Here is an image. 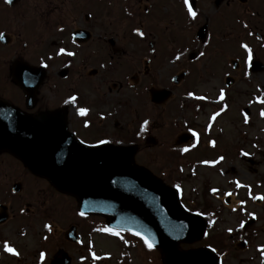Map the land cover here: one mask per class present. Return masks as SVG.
<instances>
[{
	"label": "flooded vegetation",
	"instance_id": "af4514ba",
	"mask_svg": "<svg viewBox=\"0 0 264 264\" xmlns=\"http://www.w3.org/2000/svg\"><path fill=\"white\" fill-rule=\"evenodd\" d=\"M117 1L112 0V8H102L98 15L93 10V3L86 6L82 4L84 0H10L7 3L0 0V33H3V39H0V112L6 119H12L8 111L19 110L36 117L44 112L61 111L68 131L76 140L89 146L98 145L101 140L132 145L136 164L149 169L167 183L170 182L167 170L166 174L159 172L161 167L167 169V160L152 159L151 155L166 152L168 138L151 134L154 116L146 108L151 104L150 90L166 88V84L161 83L166 80V75L161 73L165 69V55L162 53L158 59L149 55L145 57L147 49H127L112 36L92 32V24L114 19L108 15ZM213 4L215 8L240 9L242 32L237 34L240 40L234 39L231 43L232 55L225 62L212 65V68L206 66L205 73L202 67L198 70L197 66H192L194 73L201 72L198 77H193L191 67H186L183 79L172 85L170 91H175L176 101L183 111L178 110L180 113L190 112V123L185 126L186 129L176 131L169 138L173 139L174 156L179 158L193 154L192 157L196 158L189 167L192 171L195 168L198 171L200 161L209 162L204 167L201 196L212 195L221 199L231 194L246 205L253 201L261 206L257 211L249 208L233 211L241 214L240 223L246 216L251 218L248 224L231 228L230 232L227 231L229 228L217 231L216 222L222 218V209L206 212L210 209L206 203L202 208L194 207L193 210L205 219L206 234L201 240L180 243L179 248L193 250L210 247L220 257L219 264H253L254 258L260 256V250H264V241L257 244L252 241L256 233L264 235V199L261 198L264 197V116L261 115L264 112V0H213ZM125 10L128 12L127 8ZM68 24L75 26L65 29ZM53 25L58 27L50 35ZM215 28L218 31L222 29ZM211 29L207 30L206 37L217 35L218 32ZM56 36L58 40L54 39ZM241 44L246 48H242ZM40 47L45 48L44 53L38 52ZM61 48L65 51L57 55ZM68 52L74 55L69 56ZM189 56L193 57V54ZM45 57L49 61L59 58L62 66L51 76L47 68L45 78L34 87L28 99L26 91L13 78H19L25 68L28 84L37 80L38 74L32 73L35 71L32 67L43 64L49 67ZM48 76L53 78L51 82L46 81ZM202 85L207 89H202ZM221 90L224 93L222 99L219 98ZM54 91L56 95L53 96ZM189 92L193 95L189 96ZM112 93L115 94L114 99L109 97ZM73 95L76 100H69ZM97 99H101V103ZM124 104L129 106L124 107ZM81 107L86 109L82 115L76 111ZM221 108L225 110L220 112ZM214 113L219 115L213 118ZM156 117L163 119L162 115L156 114ZM145 120L148 123L141 130ZM28 127L50 135V117L32 121ZM163 128H166L165 124ZM176 136L186 141L177 144ZM30 141L32 147H39L38 138L21 140L27 147ZM47 149L50 150V137ZM198 149H206L200 158L194 152ZM140 153L145 156L143 162L137 160ZM49 157L50 154L47 160L40 158L38 163L47 162L50 166ZM7 170L16 173L8 181ZM185 179L183 175L176 178L180 191H183ZM50 188L49 178L33 172L8 151H0V264H50V256L54 252H50ZM7 199L11 202L15 200L18 212L12 209L10 202H6ZM81 216L87 224L92 222L91 228L88 224L89 229L82 230L83 221L68 222L66 232L60 233L65 244L71 242L68 237H76L70 235V230L75 234L77 232L84 244H87L84 240L92 238L94 241L95 234L116 238L114 233L117 231L103 233L100 230L103 227L101 216ZM45 224L49 228H45ZM217 233L221 238L218 241ZM233 234L239 238L233 240ZM226 235L231 240H227ZM5 242L16 255L4 251ZM42 243L48 246L43 258L40 256V251L44 250ZM79 260L85 261L86 258L80 256ZM95 260L103 261V258L99 256Z\"/></svg>",
	"mask_w": 264,
	"mask_h": 264
},
{
	"label": "rangeland",
	"instance_id": "374dc122",
	"mask_svg": "<svg viewBox=\"0 0 264 264\" xmlns=\"http://www.w3.org/2000/svg\"><path fill=\"white\" fill-rule=\"evenodd\" d=\"M91 2L93 3L92 6L94 12H96L98 15H100V10L102 8L105 10L112 8V0H84L82 4L89 6L92 4ZM196 5L197 12H203L200 16H198V18L195 19L194 17L188 15V10L186 9L183 0H118L117 3L114 4L112 12H110L108 15L113 16L114 19L102 24H92V32L102 33L106 36H112L127 49H147L145 57L149 55L152 56L153 59H158L162 53L165 54L164 57H167V59H165L163 62L165 69L161 70V73L162 75L163 73L166 75V80L161 81V83L166 84V87L171 88L173 84L170 82L169 77L180 71L182 69L181 67L191 66L192 76L198 77L200 76L201 72L194 73L192 68L193 63L198 67H202V70L205 73L206 66L210 65L212 68L213 64H221L225 62L224 60L226 58L232 55L230 50L224 48L228 44L227 40H224V36H212L211 42L208 38L205 40L196 39L194 32L204 22H207L205 20L206 18L212 24H217L218 27L224 26V23H228L230 20L234 19V15L236 13L235 10H229L226 12V15L219 17L216 9L212 10L214 6L211 4V0H203V3L197 1ZM126 8L128 12H126ZM145 8L146 11L144 12ZM232 13H234V15H232ZM61 26L62 25H59V27ZM66 26L67 27L65 29H69L73 28L75 25L68 24ZM56 27L54 25L51 26L50 35H53L52 30L54 28L56 29ZM94 27H96V29H94ZM133 29H139L144 34V38L142 39L136 37V32H134ZM228 29L229 30L227 31L238 30V28L234 30H230V28ZM214 30L215 32H218V28H214ZM191 34L194 36V40L192 41L191 39L193 36ZM54 39L58 40L59 38L56 36ZM47 40L50 41V38ZM47 40H44V42L50 43ZM206 41L207 43H205ZM148 42L151 43V47L148 46ZM181 45L185 46L183 48L185 50L181 49L183 52L182 57H179L178 59L172 57L177 48H179ZM150 48L153 50L151 53L148 50ZM44 50V47H40L38 52L41 54L44 53ZM201 53H203V55H201ZM190 54H193V57H190ZM180 59H182V62H180ZM44 60H47L49 63V67L47 68L50 70V76L53 71L62 66L59 58H54V60L49 61L48 58L45 57ZM126 62L130 63V60H126ZM50 63L52 64L51 66ZM50 76L47 77L46 81H52L53 78L50 79ZM56 86V90H58V84H56ZM204 87L205 86L202 85V89H207ZM55 91L53 96L56 95ZM109 97L114 99L115 94L112 93ZM97 102L101 103V99H97ZM123 106L128 107L129 105L124 104ZM146 108L149 109V113L152 114L151 116H154V118L151 120V134L156 133L157 135L159 134V137L166 136L168 138L166 140V152L161 151L160 155L158 156H156V154L151 155L152 159L167 160V169L164 170L161 167L159 172L162 174L164 172L166 174L167 170V177L171 181L169 183L173 182L175 186H179L178 182L175 181L176 178L183 175V177L186 179L181 199L183 198V201H185V203L190 208H202L204 200L203 195L201 196L200 193V184L205 176V163L200 161L201 163L197 165L198 171L196 168L192 171L189 167L196 159L192 157L193 154H185L177 158L176 156L171 157L169 153L173 150V144H171L169 137L176 131L179 132L183 129H186L185 126H188L190 123V112L188 111L186 113H180L179 110H183L182 106L178 105V102L176 101L175 91H173L171 99H168L161 106L149 104ZM128 113L130 114V110H128ZM156 114L162 115L163 119H158ZM164 124L167 126L166 128H163ZM202 124L203 123H201V125ZM205 150L206 149H198L194 151L196 152V157L200 158L201 154H203V151ZM143 157H145L143 153L138 154V162H143ZM149 166L151 168H157L155 165ZM6 173L7 181L16 175V173L12 170H7ZM25 193H27V191ZM206 197L211 201V204L208 207L210 209L206 210V212L212 211V203L220 205L223 209L222 218L219 220V222L217 221L218 223L216 222L217 231L222 232L223 230L225 231V228H240L242 226V224L239 222V218L241 217L239 212H231L229 208L225 207L221 203V200L212 197V195H207ZM6 202H10L12 209L15 212H18V207L16 206L15 200L11 202L10 199H7ZM24 202L25 199L23 198V207H25ZM236 203L238 204L237 201ZM260 206L261 205H258L257 202L250 201L249 204L241 207L244 209L249 208L251 210L257 211V208ZM244 219L243 225H245V223L248 224L250 217L246 216ZM80 221H83L82 230H88V224H90L91 228L92 222L87 224L85 220H82V216L77 212V201L75 198H71L68 195L54 191L50 188V252L54 251L52 256H50V259L57 255V252L61 247H64L71 257V264H121L120 258L122 254L126 253V250H131L132 254L131 257L133 260L132 262L128 261L129 264H162V257L155 249L147 247L143 249V244H140L141 242L139 243L133 238V236H123L125 239V246L127 248L126 250L123 249V247L118 246L115 239H106L107 236L101 234H95L96 237H94V241L92 238L84 240L88 245L84 244L83 242L80 244L71 242L69 244H65V242H62L63 237L62 235L60 236V232L65 228L66 224L68 222L78 223ZM225 237L227 240H231L229 235H226ZM232 237L233 240L239 238L237 234H233ZM252 241H254L256 244L261 243L264 241V235L261 234V232L256 233L252 238ZM255 243L251 245V248H253ZM138 247H141L140 257L138 254ZM42 249L44 250H41L40 253H44L45 255L48 252V246L42 243ZM145 253L147 255L143 256ZM260 253L261 254L259 257L254 258L255 261L253 264H264V250H260ZM105 255L110 256L107 261L95 260L97 257L101 256L102 258L105 257ZM80 256H84L86 260H79ZM229 264L233 263L230 262Z\"/></svg>",
	"mask_w": 264,
	"mask_h": 264
},
{
	"label": "water",
	"instance_id": "95a60500",
	"mask_svg": "<svg viewBox=\"0 0 264 264\" xmlns=\"http://www.w3.org/2000/svg\"><path fill=\"white\" fill-rule=\"evenodd\" d=\"M21 74L20 85L27 82L26 69ZM41 78L40 71L39 81ZM53 114L50 113V166L47 162L37 164V157L47 160L49 155L45 147L48 134L28 127L29 139L38 138L40 149L32 150L31 141L27 149L21 142L27 139V133L20 132V120L14 121V131H8L12 130L10 122L0 115V148L8 147L31 169L50 175V182L58 190L76 197L80 212L101 213L110 227L139 233L161 250L164 264H216L208 249L177 251L178 242L198 238L204 226L200 217L184 211L174 189L136 168L128 147L104 144L89 148L76 143L66 131L63 118ZM23 120H27L25 116Z\"/></svg>",
	"mask_w": 264,
	"mask_h": 264
},
{
	"label": "snow or ice",
	"instance_id": "6c2138e0",
	"mask_svg": "<svg viewBox=\"0 0 264 264\" xmlns=\"http://www.w3.org/2000/svg\"><path fill=\"white\" fill-rule=\"evenodd\" d=\"M5 2H6V3H7V2H10V0H5ZM184 2H185V4H187V0H184ZM188 15H189V16H192V17H195L196 13L193 12V11L191 10V8H189V10H188ZM133 31L136 32L137 35H140V36L143 35V33H142L139 29H133ZM0 39H3V33H0ZM205 43H207V41H206ZM241 47H242V48H246V45L241 44ZM64 51H65V50H64L63 48H61V49L59 50V52L57 53V55H59L60 53H63ZM67 55L72 56V55H74V54H73L72 52H68ZM201 55H203V53H201ZM175 58L178 59L179 57H175ZM188 95H189V96H192L193 94H192L191 92H189ZM223 95H224L223 90H221V92H220V97H219V98L222 99V98H223ZM199 98H200V99H203V97H199ZM69 100L75 101V100H76V97H75L74 95H73V96H70V97H69ZM67 102H68V101H65V103H67ZM224 110H225L224 108H221V109H220V112H223ZM76 111L78 112V114H81V115H82V114H84V113L86 112V109L81 107V108H78ZM216 115H219V113H214V114H213V118H214ZM261 115L264 116V112H262ZM147 123H148L147 120L143 121V123L141 124V130H143L144 125H146ZM193 135H196V133L193 132ZM99 143L104 144V143H107V142L101 140V141H99ZM182 150H183V151H186L187 149H182ZM204 163H209V162H208V161H204ZM212 163H214V161H213ZM237 186H239V184H237ZM211 191H216V189H211ZM254 198H255V197H254ZM261 198L264 199V197H261ZM80 215H83V213H80ZM249 215H252V214L249 213ZM210 223H211V222H210ZM44 227H45V228H49V225H48V224H45ZM103 231H106V232H113V230H112L111 228H105V229H103ZM229 231H230V229H229ZM114 234H117V235H118V233H114ZM134 235H139V233H134ZM142 239H144V238L142 237ZM144 242H145V244L148 245V247H151V244L147 241V239H144ZM3 247H4V251H5V252L12 253V254H14V255L17 254V253L14 252L13 248L9 247V245H8L7 242L4 243ZM40 256H41V258H43L44 253H40Z\"/></svg>",
	"mask_w": 264,
	"mask_h": 264
},
{
	"label": "bare ground",
	"instance_id": "6f19581e",
	"mask_svg": "<svg viewBox=\"0 0 264 264\" xmlns=\"http://www.w3.org/2000/svg\"><path fill=\"white\" fill-rule=\"evenodd\" d=\"M12 116H15V114H13ZM16 117V116H15Z\"/></svg>",
	"mask_w": 264,
	"mask_h": 264
}]
</instances>
